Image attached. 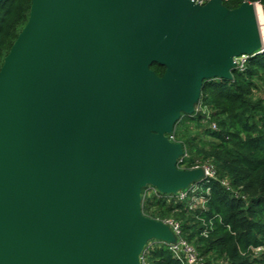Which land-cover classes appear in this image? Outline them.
Wrapping results in <instances>:
<instances>
[{"label":"water","instance_id":"95a60500","mask_svg":"<svg viewBox=\"0 0 264 264\" xmlns=\"http://www.w3.org/2000/svg\"><path fill=\"white\" fill-rule=\"evenodd\" d=\"M262 51L251 2L32 0L0 67V264H141L176 243L142 191L205 178L169 135L205 80Z\"/></svg>","mask_w":264,"mask_h":264},{"label":"trees","instance_id":"16d2710c","mask_svg":"<svg viewBox=\"0 0 264 264\" xmlns=\"http://www.w3.org/2000/svg\"><path fill=\"white\" fill-rule=\"evenodd\" d=\"M32 0L0 1V67L26 24ZM243 2L223 0L229 9ZM150 68L161 76L164 67ZM170 137L183 145L184 169L209 165L215 178L187 190L184 199L143 189L142 212L173 220L202 264H259L264 247V50L248 56L232 79L203 82L193 115L182 114ZM227 184L224 185L222 182ZM147 264H182L164 244L148 243Z\"/></svg>","mask_w":264,"mask_h":264},{"label":"built area","instance_id":"2783aa9c","mask_svg":"<svg viewBox=\"0 0 264 264\" xmlns=\"http://www.w3.org/2000/svg\"><path fill=\"white\" fill-rule=\"evenodd\" d=\"M192 1L195 3H198V4H205L208 0H192ZM254 4H255V7H256V5H259L261 7V17L256 12L258 25H259L260 32H261V30L264 28V14H263V10H262V5L259 2H254ZM263 50H264V41H263ZM247 58H248V56H244V55L237 57L235 59L237 61L236 67L242 68V66H243V64ZM169 137H170V135H169ZM170 139L172 140L171 137H170ZM184 156H185V152L182 154V156H180V158L178 160V166H179V162L183 159ZM198 167L203 168V170H204L205 178L202 181L208 180L210 178H215V172L209 165H203V166H198ZM198 167H194V168H198ZM179 168H181V167L179 166ZM199 183H194V184L190 185L186 190H181V191L177 192L175 195H169V196H173V197L178 198V199H184L187 196V190L198 185ZM222 184L226 185L227 183L225 181H223ZM146 190L153 192L157 195H159V193H160L159 191H157L156 188H153V187H147ZM160 194H162V193H160ZM162 221L166 222L171 227L173 232L177 235V237H178L177 242L174 244H168V243H165L163 241H158V240H151L149 242L151 244L156 243V242L164 244L168 249H170V251L177 258H179V260H181L182 264H202L194 246L191 243H189L188 241H186L181 236L179 224L177 222H174L173 220H162ZM254 252H256V253L257 252H263V256H262V259H261L259 264H264V247L255 248ZM140 258H141V264H147L145 261V258H144V250H143Z\"/></svg>","mask_w":264,"mask_h":264},{"label":"bare ground","instance_id":"6f19581e","mask_svg":"<svg viewBox=\"0 0 264 264\" xmlns=\"http://www.w3.org/2000/svg\"><path fill=\"white\" fill-rule=\"evenodd\" d=\"M256 12L261 17V7L259 5H256ZM262 39L264 41V29L261 30Z\"/></svg>","mask_w":264,"mask_h":264},{"label":"rangeland","instance_id":"374dc122","mask_svg":"<svg viewBox=\"0 0 264 264\" xmlns=\"http://www.w3.org/2000/svg\"><path fill=\"white\" fill-rule=\"evenodd\" d=\"M263 14H264V6H262ZM264 29V28H263Z\"/></svg>","mask_w":264,"mask_h":264}]
</instances>
